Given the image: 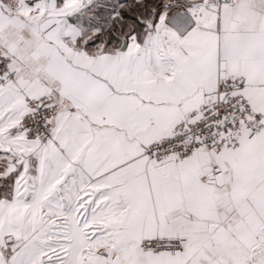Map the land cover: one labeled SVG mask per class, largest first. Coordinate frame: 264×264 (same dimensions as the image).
Listing matches in <instances>:
<instances>
[{"label":"snow or ice","instance_id":"snow-or-ice-1","mask_svg":"<svg viewBox=\"0 0 264 264\" xmlns=\"http://www.w3.org/2000/svg\"><path fill=\"white\" fill-rule=\"evenodd\" d=\"M0 264H264V0H0Z\"/></svg>","mask_w":264,"mask_h":264}]
</instances>
